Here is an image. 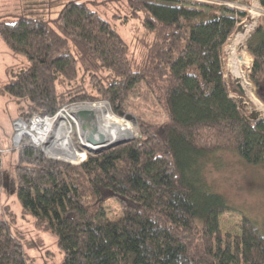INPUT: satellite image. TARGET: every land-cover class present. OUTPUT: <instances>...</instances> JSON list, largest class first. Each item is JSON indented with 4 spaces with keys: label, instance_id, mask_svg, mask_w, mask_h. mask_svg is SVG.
Listing matches in <instances>:
<instances>
[{
    "label": "trees",
    "instance_id": "trees-1",
    "mask_svg": "<svg viewBox=\"0 0 264 264\" xmlns=\"http://www.w3.org/2000/svg\"><path fill=\"white\" fill-rule=\"evenodd\" d=\"M229 1L127 0L145 30L136 50L92 8L99 1L69 0L54 18L0 21V37L28 60L7 70L0 94L21 105L27 123L83 101L106 99L121 113L142 83L168 114L167 123L142 120L139 138L78 164L22 138L15 192L35 226L56 234L62 264H264V233L251 218L243 216L241 236L222 233L220 216L234 209L212 190L202 161L230 150L264 167V117L240 107L225 75V46L246 16ZM247 49L262 98L264 18ZM107 199L121 208L119 218L108 217ZM10 220L0 216V264H36Z\"/></svg>",
    "mask_w": 264,
    "mask_h": 264
},
{
    "label": "rangeland",
    "instance_id": "rangeland-1",
    "mask_svg": "<svg viewBox=\"0 0 264 264\" xmlns=\"http://www.w3.org/2000/svg\"><path fill=\"white\" fill-rule=\"evenodd\" d=\"M67 1L69 0H0V21L13 22L17 16L22 14L54 18ZM94 1L99 2L93 4L92 8L114 25L128 42L130 49L136 50V46L144 35L145 30L140 17L136 16L135 12L127 5V0ZM200 1L210 3L211 5H221L218 4V0ZM258 1L232 0L229 1L231 5L227 3V7L245 11L246 16L240 20L236 32L226 44L224 54L225 75L229 80L231 97L239 103L240 107L249 116L254 117L253 119L257 121L264 117V97L262 96L263 99L260 97L261 95L255 84L250 79L253 57L247 49L248 36L251 35L256 26L248 35L244 31L253 22L257 25L264 18V13L259 6L260 1ZM139 14L142 15L141 12ZM239 36L243 39L235 49ZM238 59L241 63L239 67L241 73L235 70ZM26 64H28L27 58L21 54H14L0 37V85L10 80L11 75L7 72L8 69L11 67L17 69ZM79 77L76 85L82 84L83 74L81 73ZM87 87L89 88L88 81ZM261 93L264 95V88ZM104 102L109 104L112 113L116 117L126 119L129 124L131 123L134 126V136L127 138L130 139L129 142L141 136L140 122L142 120L157 125L167 123L168 121V114L165 108L156 100L145 83L136 86L131 91L124 111L118 114L113 112L110 102L106 99L96 100V102L83 101L73 105L64 104L53 118L49 120L55 121V129H57L59 122L64 120V128L71 129L70 135L74 142L73 146H76L75 148H77L78 152L84 155L70 159L54 157L51 153H48L50 150L47 151L45 149L41 140L39 144L35 141L38 136L36 134L37 130H34L36 119L33 121L32 117L29 123H27L21 116V105L13 100L10 95L0 94V153L2 158V164L0 165V216H6L11 219L13 234L22 241L26 254L36 264H62L64 253L59 247L57 236L53 231L40 230L35 226V216L25 210L15 192L14 168L18 163L17 148L21 145L22 141V139L18 141L20 128L17 122L23 119L24 123H22L26 126V132H33L35 137L34 139L26 133L22 135V138L26 135L30 136L34 144L40 147L49 157L78 164L85 161L90 152L84 148L78 124L70 112L75 107L79 108L85 103ZM64 128H59L56 131L53 130L47 136V142L51 139L53 145H57L56 136L57 138L61 135L63 136ZM85 129L91 130L92 127H85ZM69 143V141L64 142L66 145ZM66 145L63 146L67 147ZM202 161L204 162V175L213 188L212 190L223 195L234 209V211L220 216L219 221L222 233L224 235H231L232 237L241 236L243 216L251 218L264 233L263 165L250 164L236 152L230 150H220L210 153L204 156ZM106 210L110 219H117L122 215L121 208L113 199H107Z\"/></svg>",
    "mask_w": 264,
    "mask_h": 264
},
{
    "label": "bare ground",
    "instance_id": "bare-ground-1",
    "mask_svg": "<svg viewBox=\"0 0 264 264\" xmlns=\"http://www.w3.org/2000/svg\"><path fill=\"white\" fill-rule=\"evenodd\" d=\"M242 39L243 38H241V36L237 39L235 44V49L236 47L239 46ZM235 70H237L238 73H241L238 66H235ZM70 113L73 114L72 117L74 116V119L78 124L79 130L82 135V142L87 146L96 148L103 145L114 143L115 141H119L121 139H126L134 136V132H133L134 130L132 128V125L129 124V122L126 119H121V118L119 119L118 117H116L112 113L109 104L105 102L94 103V104L85 103L79 108L72 109ZM32 117H33V121L34 119H36L34 124V130H37L38 133L37 136L38 139L36 138L37 140L36 139L35 140L37 142L39 141L38 143H40L41 140L42 145H44L45 149L47 151L50 150L48 153H51V155H53L54 157H61L67 159L75 158V157L78 158L79 155L80 157L84 155L78 152L77 148H75L76 146L75 147L73 146L74 142L72 136L70 135L71 129L64 128L65 126L64 120L63 121L61 120L57 126V129L64 128V134L63 136L61 135L59 138H57L56 136L55 140L57 145L54 146L53 141L51 139L49 142H47L46 139L47 136L50 133H52L53 130L54 131L57 130L54 127L55 121L49 120L52 118H48V117L34 118L35 115H33ZM22 122L23 121L17 122L20 128V134L18 138L23 132L26 131V126L23 124L24 122L23 123ZM85 127H92V129L87 130L85 129ZM65 141H69L70 143L66 145L64 144ZM63 145H66L67 147H64Z\"/></svg>",
    "mask_w": 264,
    "mask_h": 264
},
{
    "label": "water",
    "instance_id": "water-1",
    "mask_svg": "<svg viewBox=\"0 0 264 264\" xmlns=\"http://www.w3.org/2000/svg\"><path fill=\"white\" fill-rule=\"evenodd\" d=\"M80 114V113H79ZM257 115V114H256ZM252 117V116H251ZM254 117H252V119H253ZM21 121H23V119H20ZM254 120V119H253ZM24 122V121H23ZM28 134V135H31L32 136V134L31 133H28V132H23L22 134H21V136L18 138V141H20L21 139H22V135H24V134ZM33 137V136H32ZM36 141V140H35ZM130 141V139H121V140H119V141H115L114 143H111V144H108V145H103V146H100V147H96V148H94V147H90V146H87V145H85L84 144V148L85 149H87V150H89L91 153H95V154H97V153H100V152H102L103 150H105V149H107V148H111V147H114V146H117V145H120V144H125V143H127V142H129ZM36 143H38L37 141H36Z\"/></svg>",
    "mask_w": 264,
    "mask_h": 264
},
{
    "label": "built area",
    "instance_id": "built-area-1",
    "mask_svg": "<svg viewBox=\"0 0 264 264\" xmlns=\"http://www.w3.org/2000/svg\"><path fill=\"white\" fill-rule=\"evenodd\" d=\"M259 2V1H258ZM229 4V5H231V3H229V2H226V4ZM260 3V2H259ZM261 8V10H262V12L264 13V8L261 6V4L259 5ZM264 15V14H263ZM240 26H242V25H240ZM239 26V27H240ZM255 26H257L256 25V23L255 22H253V24L252 25H250V27H247V29H246V31H244L245 32V34L246 35H248L251 31H252V29L255 27ZM251 28V29H250ZM256 28V27H255ZM254 28V29H255ZM240 30H241V28H240ZM240 37V36H239ZM250 37V35L248 36V38ZM236 65L238 66V67H240L241 66V63H240V61H239V59H238V61L236 62ZM76 108V107H75ZM37 117H39V118H41L39 115H37V114H35V117L34 118H37ZM46 117H48V118H53V116H46ZM31 128H32V126H31ZM28 132V131H27ZM28 133H31L32 134V138H34L35 139V137H34V134H33V132H28ZM36 134H38V133H36ZM39 144V143H38ZM83 159H85V158H83Z\"/></svg>",
    "mask_w": 264,
    "mask_h": 264
}]
</instances>
